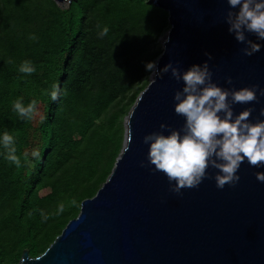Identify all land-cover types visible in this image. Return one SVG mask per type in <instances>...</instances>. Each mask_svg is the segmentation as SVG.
Here are the masks:
<instances>
[{
    "label": "trees",
    "instance_id": "1",
    "mask_svg": "<svg viewBox=\"0 0 264 264\" xmlns=\"http://www.w3.org/2000/svg\"><path fill=\"white\" fill-rule=\"evenodd\" d=\"M168 18L149 0H72L66 9L54 0H0V133L15 138L19 161L0 148V264L44 253L107 181ZM97 25L108 34L99 37ZM25 60L31 75L18 71ZM17 98L36 100L42 122L36 111L18 119Z\"/></svg>",
    "mask_w": 264,
    "mask_h": 264
},
{
    "label": "water",
    "instance_id": "2",
    "mask_svg": "<svg viewBox=\"0 0 264 264\" xmlns=\"http://www.w3.org/2000/svg\"><path fill=\"white\" fill-rule=\"evenodd\" d=\"M153 4L168 13L170 25L157 70L169 62L183 71L207 61L213 82L222 88H264V40L258 41L260 51L244 55L245 45L229 33L224 19L227 0ZM246 36L256 40L252 33ZM182 85L170 71L155 82L152 76L128 114L123 148L107 181L82 202L79 215L44 253L31 257L25 251L18 264H264V182L255 175L264 165L245 159L239 181L223 189L216 187L218 170L209 167L198 187L174 193L166 175L147 162L143 137L154 131L167 135L184 124L173 100ZM232 108L234 115L252 108L248 119L264 120V96ZM161 123L170 127L160 129Z\"/></svg>",
    "mask_w": 264,
    "mask_h": 264
},
{
    "label": "clouds",
    "instance_id": "3",
    "mask_svg": "<svg viewBox=\"0 0 264 264\" xmlns=\"http://www.w3.org/2000/svg\"><path fill=\"white\" fill-rule=\"evenodd\" d=\"M229 6L224 17L229 33L237 42L245 47L242 52L251 56L260 51L264 40V0H227ZM99 37L108 34L107 26L101 27ZM246 33L255 35L253 41ZM35 39L34 34H29ZM167 43V37L162 45ZM211 59V55L206 53ZM145 70L154 79L162 73L171 72L172 77L182 81L181 89L175 91L174 111L184 117V124L177 129H171L167 135L162 131H154L143 137L148 145L147 162L154 166L153 171L164 173L169 181L172 192L180 193L183 188L198 187L208 176L209 167L217 169L214 176L216 187L223 189L225 184L234 185L239 181L237 174L241 163L246 159L250 165H264V120L253 123L248 118L252 108H245L234 115L232 104L259 101L264 96V88L258 85L250 87L222 88L212 80V72L205 61L202 65L193 64L187 70L181 71L172 62L157 70L156 62L149 61ZM18 71L31 75L36 68L29 60L23 61ZM232 78H227L231 83ZM59 85H53L48 93L52 101L58 98ZM231 98L230 100L228 98ZM36 100L27 104L17 98L11 105L18 119L30 120L36 111ZM264 116V108L260 109ZM170 126L161 123L160 129ZM15 138L7 131L0 133V148L4 149V158L18 164ZM33 156L37 155L34 151ZM144 162L141 161V166ZM256 179L264 182V172H257ZM63 211L61 205L57 214ZM43 219L48 217L41 211Z\"/></svg>",
    "mask_w": 264,
    "mask_h": 264
},
{
    "label": "rangeland",
    "instance_id": "4",
    "mask_svg": "<svg viewBox=\"0 0 264 264\" xmlns=\"http://www.w3.org/2000/svg\"><path fill=\"white\" fill-rule=\"evenodd\" d=\"M153 1H154V0H149V3L152 4ZM58 5H59L61 8L66 9V8H68L69 5H70V0H66V1H64V2H62V3L58 2ZM169 28H170V25H169ZM167 32H168V31H166V32L161 36V38L159 39L158 44H157V49L160 50L161 52L163 51L162 40L167 36ZM151 78H152V75H150V77H149V82H150ZM44 113H45V112H44L43 108H42V107H39L38 111H36L35 114H34V122H35V124H39V123L42 122L43 117H44ZM127 117H128V115H127V116L125 117V119H124V129H125V132H126ZM124 137H125V135H124Z\"/></svg>",
    "mask_w": 264,
    "mask_h": 264
},
{
    "label": "bare ground",
    "instance_id": "5",
    "mask_svg": "<svg viewBox=\"0 0 264 264\" xmlns=\"http://www.w3.org/2000/svg\"><path fill=\"white\" fill-rule=\"evenodd\" d=\"M66 1V0H65Z\"/></svg>",
    "mask_w": 264,
    "mask_h": 264
}]
</instances>
